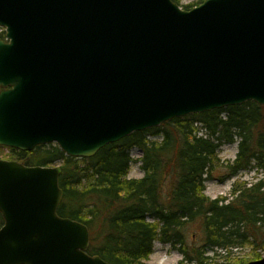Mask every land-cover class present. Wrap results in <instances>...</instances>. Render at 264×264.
I'll return each instance as SVG.
<instances>
[{
    "label": "water",
    "instance_id": "1",
    "mask_svg": "<svg viewBox=\"0 0 264 264\" xmlns=\"http://www.w3.org/2000/svg\"><path fill=\"white\" fill-rule=\"evenodd\" d=\"M0 147L66 155L176 117L264 105V0H0ZM59 165L0 158V264H111L61 217ZM246 264H264V256Z\"/></svg>",
    "mask_w": 264,
    "mask_h": 264
},
{
    "label": "trees",
    "instance_id": "2",
    "mask_svg": "<svg viewBox=\"0 0 264 264\" xmlns=\"http://www.w3.org/2000/svg\"><path fill=\"white\" fill-rule=\"evenodd\" d=\"M173 1L191 9L204 0L184 6ZM237 141L235 159L223 162L219 149ZM134 148L142 151L141 178L129 177ZM9 150L6 159L27 166L59 165L58 214L85 224L87 252L111 264H147L157 241L179 251L181 263L246 264L263 257L264 105L248 101L176 117L90 158L68 156L56 144ZM219 168L228 170V178L256 168L260 177L235 182L229 198L212 199L205 183ZM190 231L201 244L188 241ZM237 248H249V256L232 258Z\"/></svg>",
    "mask_w": 264,
    "mask_h": 264
},
{
    "label": "rangeland",
    "instance_id": "3",
    "mask_svg": "<svg viewBox=\"0 0 264 264\" xmlns=\"http://www.w3.org/2000/svg\"><path fill=\"white\" fill-rule=\"evenodd\" d=\"M203 0H182L181 5L193 4L196 2H201ZM2 154H0L1 159L9 158L10 153L9 148L1 149ZM238 153V141L231 144H225L219 149V156L223 162L233 161ZM131 157L134 162L131 164L129 177L131 178H141L144 172L141 169V162H139L142 157V151L139 148H134L130 151ZM228 170L225 168H219L214 172L212 178L206 181L205 193L210 198L215 199L219 197L231 196L232 187L235 182H254L258 177H260V172L256 168L250 170H245L240 172L237 176L228 178ZM188 241L201 244V238L199 235L194 234L193 231L188 233ZM154 253L151 255L147 264H190L186 261L181 263L183 260L182 254L172 249L169 245L163 244L161 242H155ZM264 256V251L261 252ZM213 254L210 252V255ZM250 254L249 248H237L233 250L232 258H247Z\"/></svg>",
    "mask_w": 264,
    "mask_h": 264
}]
</instances>
